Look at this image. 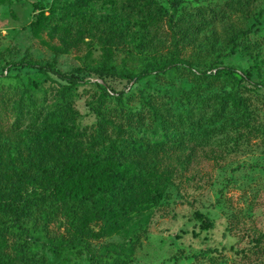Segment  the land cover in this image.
I'll list each match as a JSON object with an SVG mask.
<instances>
[{
  "label": "trees",
  "instance_id": "trees-1",
  "mask_svg": "<svg viewBox=\"0 0 264 264\" xmlns=\"http://www.w3.org/2000/svg\"><path fill=\"white\" fill-rule=\"evenodd\" d=\"M95 3L108 5L109 12L87 18ZM231 10L243 18L241 26L227 30L232 53L243 39L264 44V31L249 24L250 9L242 0L225 1L220 10L192 0H174L170 9L157 0H53L48 11H39L32 32L37 38L58 36L60 45L46 43L57 57L74 49L86 48L87 53L82 66L68 72L59 70L54 60L21 61L0 74V264L134 262L149 231L148 212L162 204L168 188L191 163L187 157L178 169H167L164 158L170 148L211 139L219 130L212 127L229 115L253 130V112L240 94L248 89L246 83L253 84L252 73L238 75L235 68L217 65L206 69L183 58L184 37L200 34ZM165 24L173 33L166 54L153 47L151 37L152 30ZM129 39L132 62L119 63L117 52ZM96 44L99 59H93ZM30 70L43 81H33ZM176 72L231 90L217 100L210 115L204 105L191 106L190 100V109L179 113L162 110L142 93L139 111L126 107L142 81ZM110 81L126 83L129 91H117ZM47 82L52 85L47 87ZM86 85L99 95L88 103L96 116L91 125L83 124L75 108ZM111 100L119 103L113 112L104 109ZM10 118L14 122L6 127ZM7 132L17 140L20 132L27 137L14 164L4 157L2 134ZM54 224L64 227V234L51 237ZM115 235L123 242L94 251L92 242Z\"/></svg>",
  "mask_w": 264,
  "mask_h": 264
},
{
  "label": "rangeland",
  "instance_id": "rangeland-1",
  "mask_svg": "<svg viewBox=\"0 0 264 264\" xmlns=\"http://www.w3.org/2000/svg\"><path fill=\"white\" fill-rule=\"evenodd\" d=\"M53 0H0V74L6 73L10 64L29 61L37 64L57 61L59 70L68 72L82 66L81 57L87 50H72L56 56L46 44L60 45L59 37L44 34L37 38L32 32V23L40 10L48 11ZM170 9L174 0H157ZM195 5H213L218 10L230 0H192ZM249 7V24L264 31V0H242ZM110 10L108 5L95 3L89 15H103ZM232 13L223 20L208 26L200 34L183 39V58L191 64L204 68L231 67L252 73L247 90H241L253 112L250 130L240 126L237 116L229 115L217 122L211 139L199 143L177 144L170 148L165 167L178 169L181 160L191 157L184 175L174 180L159 206H154L149 231L141 247L136 251L132 264H264V44L243 39L238 43L237 53L226 42L230 26H241V13ZM48 14V13H47ZM172 31L165 24L158 31L152 30L153 47L161 53L172 48ZM90 42L89 39H86ZM152 47V48H153ZM128 52V53H127ZM131 39L117 52L118 62L127 59L131 63ZM100 47L93 48V59H99ZM28 72L27 70L24 71ZM33 81H43L41 75L29 71ZM26 79H28L26 77ZM117 91H129L126 83L110 81ZM52 85L47 82L46 86ZM229 86L221 87L199 83L184 72L169 74L165 78L144 80L134 92V98L126 100V107L139 111L142 105L140 93L162 110L179 113L190 109V105H204L209 112L217 100L229 93ZM75 108L81 113L84 125L96 123L89 102L98 99L96 88L86 85L80 90ZM106 111L119 109V103L111 100ZM145 112L147 109H144ZM14 122L5 121L6 127ZM220 127H222L220 129ZM204 128L202 129V131ZM17 140L9 132L2 134L4 157L16 162L17 153L22 151V142L27 139L24 132ZM202 137V136H201ZM209 221V222H208ZM64 227H50L51 237L64 234ZM119 235L92 242L94 251L110 243H122ZM45 253L51 258L49 252Z\"/></svg>",
  "mask_w": 264,
  "mask_h": 264
}]
</instances>
